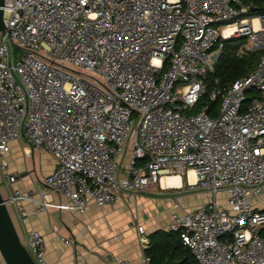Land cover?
I'll return each instance as SVG.
<instances>
[{
  "label": "built area",
  "instance_id": "obj_1",
  "mask_svg": "<svg viewBox=\"0 0 264 264\" xmlns=\"http://www.w3.org/2000/svg\"><path fill=\"white\" fill-rule=\"evenodd\" d=\"M251 9L242 0H5L0 191L6 206L21 223L25 203L32 215L50 208L84 215L90 205L135 198L178 175L186 191L212 196L183 212L179 193L173 197L166 231L179 235L194 264H264V53L249 75L211 91L218 111L210 115L207 104L194 110L221 40L247 37L248 51L264 52V10ZM21 136L31 151L46 150L56 161L43 184L58 203L49 193L14 190L18 175L7 155ZM147 223L135 225L141 249ZM22 244L36 264H47L39 231L25 232ZM137 264L151 259L142 254Z\"/></svg>",
  "mask_w": 264,
  "mask_h": 264
},
{
  "label": "crops",
  "instance_id": "obj_2",
  "mask_svg": "<svg viewBox=\"0 0 264 264\" xmlns=\"http://www.w3.org/2000/svg\"><path fill=\"white\" fill-rule=\"evenodd\" d=\"M29 152L28 156L26 153ZM7 160L10 171L18 175L14 190H33L35 196L49 193L51 203L60 201L59 196L50 193L43 184L44 177L57 168L56 161L46 150L31 151L21 136L10 143ZM184 186L182 179L180 187H163L160 180L158 185L135 198L124 195L112 205L101 208L90 205L84 215L60 212L54 208L32 215V204L25 203L23 206L28 216L21 223L12 208L9 212L22 243L27 231L36 230L43 235L47 264H84L85 261L115 264L121 258L137 264L149 245L167 233L173 197L177 193L180 195L179 212L194 207L189 200L191 194ZM182 187L181 191L175 190ZM144 221H148L145 224L147 246L141 249L135 225ZM61 238L70 241L72 246L65 245ZM84 251H88L85 256ZM0 263L3 264L1 260Z\"/></svg>",
  "mask_w": 264,
  "mask_h": 264
},
{
  "label": "trees",
  "instance_id": "obj_3",
  "mask_svg": "<svg viewBox=\"0 0 264 264\" xmlns=\"http://www.w3.org/2000/svg\"><path fill=\"white\" fill-rule=\"evenodd\" d=\"M244 3H252L256 13L264 10V4L259 0H242ZM232 42H238L235 47L230 46ZM247 42V37H239L224 40L219 57L213 66L212 71L208 72L203 78L205 93L200 98L194 110H198L204 104L209 106V114L216 112L215 104L219 101L211 102L209 94L215 87H224L234 81L249 75L256 67L258 54L239 53L238 49ZM173 253V260L180 264H194V259L189 250L182 245L177 233L167 232L159 241L151 243L145 250V255L150 257L151 264L157 261H165L170 253Z\"/></svg>",
  "mask_w": 264,
  "mask_h": 264
},
{
  "label": "water",
  "instance_id": "obj_4",
  "mask_svg": "<svg viewBox=\"0 0 264 264\" xmlns=\"http://www.w3.org/2000/svg\"><path fill=\"white\" fill-rule=\"evenodd\" d=\"M4 1L0 0V32L4 29ZM252 12L255 9H251ZM0 256L4 264H36L22 244L5 200L0 191ZM157 264H180L173 260L171 252L163 262Z\"/></svg>",
  "mask_w": 264,
  "mask_h": 264
},
{
  "label": "rangeland",
  "instance_id": "obj_5",
  "mask_svg": "<svg viewBox=\"0 0 264 264\" xmlns=\"http://www.w3.org/2000/svg\"><path fill=\"white\" fill-rule=\"evenodd\" d=\"M220 28H222V26H220ZM222 43H224V40L222 41ZM239 43L238 42H232L230 44V46L232 47H235L236 45H238ZM247 49H250V47L248 46V43L246 42L244 45H242L241 47H239L238 49V52L239 53H246V52H249V53H256L258 54V59H257V63L259 62L261 56L263 55V50L261 49H256V50H251V51H248ZM74 70H76L77 72H81L82 74H87V75H90L92 77H95L98 79V77L96 76V74L92 73V72H89V71H83V70H80L79 68H76V67H72ZM215 109L216 111H218L219 109V102L215 104ZM131 154V149H128V151L126 152V154L122 157L121 159V163L119 164V168L117 169L116 171V177H119L121 174H123V169L126 168L127 166V162H128V158ZM1 180V178H0ZM182 180L184 182V179L182 177ZM189 194H191L190 197V203L193 204V206L195 205H198L202 202H206V201H210L212 199V196L210 195H206L204 193H198L196 191H192V192H188ZM10 206H8V209L10 211ZM12 211V209H11Z\"/></svg>",
  "mask_w": 264,
  "mask_h": 264
},
{
  "label": "bare ground",
  "instance_id": "obj_6",
  "mask_svg": "<svg viewBox=\"0 0 264 264\" xmlns=\"http://www.w3.org/2000/svg\"><path fill=\"white\" fill-rule=\"evenodd\" d=\"M187 176H188V180L190 183H193L194 181V172L193 170H188V173H187ZM161 185L163 187H180L181 185V177L178 176V175H174L172 177H163L161 179Z\"/></svg>",
  "mask_w": 264,
  "mask_h": 264
}]
</instances>
